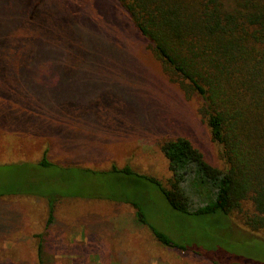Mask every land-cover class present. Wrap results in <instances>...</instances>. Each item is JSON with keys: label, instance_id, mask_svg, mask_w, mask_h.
I'll return each mask as SVG.
<instances>
[{"label": "rangeland", "instance_id": "rangeland-1", "mask_svg": "<svg viewBox=\"0 0 264 264\" xmlns=\"http://www.w3.org/2000/svg\"><path fill=\"white\" fill-rule=\"evenodd\" d=\"M46 1L73 7L63 10L67 27L42 26L40 5L28 21L31 8L0 1V44L21 39L28 47L34 37L40 53L32 65L0 63V192H20L0 197V225L7 228L0 264L36 263L35 236L46 229L48 205L24 193L31 184L60 198L47 231L54 264H264V232L222 215H181L154 185L111 172L130 166L167 184L164 141L189 138L214 166L218 149L199 100L169 80L120 3ZM48 37L65 38L66 49L41 52ZM2 50L16 55L15 46ZM43 158L57 168H35ZM126 201L142 205L153 227L188 249L160 244Z\"/></svg>", "mask_w": 264, "mask_h": 264}, {"label": "trees", "instance_id": "trees-1", "mask_svg": "<svg viewBox=\"0 0 264 264\" xmlns=\"http://www.w3.org/2000/svg\"><path fill=\"white\" fill-rule=\"evenodd\" d=\"M0 1L7 6L31 8V12H26L28 21L35 19L40 5L47 16L40 24H54L53 32L66 26L64 12L74 11L68 4L50 6L46 0ZM116 1L169 80L199 100L198 112L218 149L219 166L210 164L189 138L177 137L161 145L171 173L167 184L139 174L130 166H112L111 172L154 185L169 207L181 215H222L253 234L264 232V0ZM68 33L66 29V37ZM44 40L41 52L51 47L63 51L68 45L65 38ZM36 44L34 37L28 47L21 39L2 42L0 63H36L40 54L39 49L35 50ZM9 46H15L12 59L2 53ZM34 167L44 171L57 168L47 158ZM30 186L25 192L22 187L17 191L44 198L48 205L46 229L35 236V264H54L50 252L54 238L47 231L55 220L60 198L52 191L40 193L35 184ZM10 193L1 191L0 197ZM125 203L135 209L139 223L160 244L175 250L188 249L153 227L138 202ZM6 229L0 225L1 233ZM211 262L219 264L216 260Z\"/></svg>", "mask_w": 264, "mask_h": 264}]
</instances>
